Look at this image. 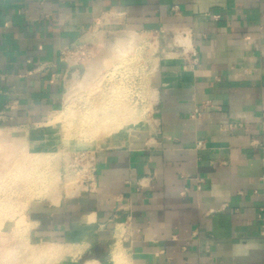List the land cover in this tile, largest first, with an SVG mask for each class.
Returning a JSON list of instances; mask_svg holds the SVG:
<instances>
[{"label": "crops", "instance_id": "crops-1", "mask_svg": "<svg viewBox=\"0 0 264 264\" xmlns=\"http://www.w3.org/2000/svg\"><path fill=\"white\" fill-rule=\"evenodd\" d=\"M107 16L189 47L158 57L146 124L94 151L90 182L28 204L31 238L60 264H264V0H0V124L61 110L59 51Z\"/></svg>", "mask_w": 264, "mask_h": 264}, {"label": "rangeland", "instance_id": "rangeland-1", "mask_svg": "<svg viewBox=\"0 0 264 264\" xmlns=\"http://www.w3.org/2000/svg\"><path fill=\"white\" fill-rule=\"evenodd\" d=\"M116 33L123 32L110 16L87 33L86 58L66 74L64 105L44 124L19 128L0 124V264H60L61 249L31 238L25 214L28 204L34 200L57 203L62 189L66 195L76 193L81 181L90 176L85 159L72 166L76 155L83 153L88 158L96 149L116 145L130 130L146 124L152 104L150 82L158 59L155 50L163 33L139 32L126 55L113 59ZM101 34L106 36L104 47ZM97 56L100 71L80 83L84 66ZM122 106L130 113L121 114V120L128 122L121 126L125 132L113 130L110 136L114 139L97 141V133L92 136L88 130ZM119 134L123 137L116 140ZM115 257L121 263L119 254Z\"/></svg>", "mask_w": 264, "mask_h": 264}, {"label": "bare ground", "instance_id": "bare-ground-1", "mask_svg": "<svg viewBox=\"0 0 264 264\" xmlns=\"http://www.w3.org/2000/svg\"><path fill=\"white\" fill-rule=\"evenodd\" d=\"M121 32L123 33H120L121 35L118 36L119 34H115L113 37V44H115L113 46V50H112V54H111V57L110 58H122L123 56L126 55V53L130 50V48L132 47V45L138 40V38L140 37L139 33L138 32H135L133 30H128V29H122ZM171 37H174L173 36H163L161 37V40H159V43L157 45V48H156V57H161V56H175L177 54H182V55H186V52H187V49L189 46H187V41L186 39L183 37L182 39V42H183V46L180 47V45L178 44H173V39ZM104 39H106V36L104 34H101L100 35V39L99 41L101 42V45L104 47L105 44H104ZM167 42V44H163V42ZM102 48V47H101ZM101 51V50H99ZM100 53V52H99ZM101 56V55H100ZM100 56H97L96 58V61L95 62H91V63H87L84 68H83V73H82V78L80 79V83H84L87 81V79L89 78V76L93 73L97 74L99 71H100V66H99V58ZM103 59V58H102ZM104 60V59H103ZM125 105V104H124ZM115 108V107H114ZM123 106L120 108L122 109ZM119 109V108H118ZM112 111H115V110H112ZM122 110H120L119 112H116L115 114H110V116H107L106 115L104 116V118L99 121L97 124L94 123L93 121L89 122V124H92L94 123V125H96V127L94 125H92L93 128H91L90 130L88 131H93L92 132V136H94V131L95 133H97L95 135L96 140L97 141H107V140H111V139H114L112 136H110L111 132L114 130L116 131V133L118 134V132H120V134H122L121 132L124 131V129L122 130L123 126L122 124H125L127 122H125V120H121V117L123 118V115L121 116V114L123 112H121ZM108 115V113H107ZM112 116V117H111ZM86 118V117H85ZM108 118V119H106ZM111 118V120H110ZM114 121H113V119ZM84 119V118H83ZM98 119V118H97ZM121 120V121H120ZM97 121V120H96ZM113 121V122H112ZM128 121H131V120H128ZM83 122H85V120H83ZM125 122V123H124ZM132 122V121H131ZM130 122V123H131ZM128 123V122H127ZM87 126V125H86ZM122 126V128H121ZM127 126V124L125 125ZM126 128V127H124ZM88 129V128H86ZM128 128H126V131H127ZM122 130V131H121ZM84 131V130H83ZM86 131V133L88 132ZM125 132V131H124ZM91 133V132H90ZM113 133V132H112ZM89 134V133H88ZM116 134V135H117ZM119 136H115V139L117 140L118 138L120 139V135ZM8 135V133L6 134ZM91 135V134H90ZM9 137V136H7ZM6 137V139H7ZM123 137V135L121 136V138ZM4 138V137H3ZM5 139V140H6ZM1 140V139H0ZM3 140V139H2ZM15 140V139H14ZM12 140V141H14ZM122 140V139H121ZM123 141V140H122ZM121 141V142H122ZM15 142V141H14ZM120 142V143H121ZM99 144V143H98ZM112 145V144H111ZM3 146H6V144H4ZM10 147V145H9ZM82 186V184H81ZM74 191V190H73ZM54 195V194H53ZM53 198V197H52ZM120 252V251H119Z\"/></svg>", "mask_w": 264, "mask_h": 264}, {"label": "built area", "instance_id": "built-area-1", "mask_svg": "<svg viewBox=\"0 0 264 264\" xmlns=\"http://www.w3.org/2000/svg\"><path fill=\"white\" fill-rule=\"evenodd\" d=\"M103 20V19H102ZM97 22H94L91 26H89L84 32L87 34L94 26H96ZM87 44L88 42L86 40H78L76 42H73L72 44L65 46L60 49L59 51V60L63 62L66 67H67V73L70 72L72 69V66H75L77 63L82 62L86 58V54L88 53L87 51ZM193 56V62H195V52L191 54ZM73 59V63L70 62V60ZM197 114V110L193 112V114ZM256 145L260 146L261 148H264V111L261 113V118H260V131L258 138L255 141H252ZM201 142L198 141L196 143V146H200ZM79 159V161L86 160V167L88 168V171L90 173V176L86 178L87 181H91L92 174L95 171V165H94V154L89 155L88 158L83 154L80 153L76 155L73 158V164L72 166H77L78 163L76 162ZM83 164H80V166L83 168ZM201 179H197V182H200ZM81 184H85V181L83 180ZM258 217L260 220H264V211L261 210V212L258 214Z\"/></svg>", "mask_w": 264, "mask_h": 264}]
</instances>
